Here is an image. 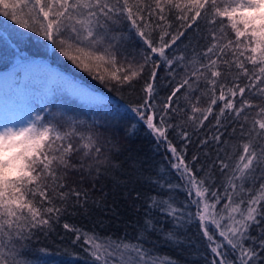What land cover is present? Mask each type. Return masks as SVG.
Masks as SVG:
<instances>
[{
    "label": "snow or ice",
    "instance_id": "snow-or-ice-1",
    "mask_svg": "<svg viewBox=\"0 0 264 264\" xmlns=\"http://www.w3.org/2000/svg\"><path fill=\"white\" fill-rule=\"evenodd\" d=\"M0 17L90 75L104 65L110 73L94 78L110 91L136 92L125 137L142 129L163 163L129 157L125 167L118 112L37 113L18 127L23 117L7 109L0 264H32L33 242L57 226L85 264H178L161 247L190 250L192 264H264V0H0ZM105 180L138 213L131 236L97 231V210L117 215ZM35 251L44 264L50 253Z\"/></svg>",
    "mask_w": 264,
    "mask_h": 264
},
{
    "label": "trees",
    "instance_id": "trees-1",
    "mask_svg": "<svg viewBox=\"0 0 264 264\" xmlns=\"http://www.w3.org/2000/svg\"><path fill=\"white\" fill-rule=\"evenodd\" d=\"M22 31L14 28L6 18L0 17V34L3 36L0 39V106L6 103L8 98H17L23 106L29 105L34 109L32 118L37 113L45 115L49 112L75 114L81 118H94L104 114L112 117L118 112L116 119L120 121V131L117 140L124 149L120 154V160L124 162L125 167L128 158L131 157L142 161L145 168L151 165L163 168L161 155L155 151L152 139L142 129L138 130L135 136L125 137L124 129L129 124L127 119L129 114L126 113L124 105H134L139 100L136 92L110 91L93 75L83 70H79L83 73H77L76 69L64 62L62 57L65 59L66 57L61 53L51 47L45 48L42 41L35 36L29 39L27 33L21 34ZM45 85L49 86V94L42 99L37 95V90ZM170 88V84L162 81L160 87L162 99L166 97ZM79 90L97 99L91 100L81 95ZM137 128L139 129V126ZM242 143L237 138L230 145L231 150L239 152ZM102 184L104 192L108 194L107 204L115 208L117 215L113 216L110 212L105 215L97 210L94 218L99 217L104 221V227L98 228L97 231L101 235H121L125 231L130 236L133 235V223L138 218V213L132 207V201L125 198L123 189L114 187L110 180H105ZM177 198L183 200L180 194ZM94 218L71 216L65 219L69 223L91 229L94 227ZM196 244L203 252V244L199 240H196ZM40 247L46 248L50 253L43 257L44 264H85L84 259L77 258L84 257L85 254L70 243V234L65 236V230L60 226H57L56 232L51 236L40 237L38 241L33 242V251L29 253L33 257L32 264H37L35 257L40 254L35 249ZM160 251L175 258L178 264H192V261L197 259L189 255L190 250L180 251L161 247Z\"/></svg>",
    "mask_w": 264,
    "mask_h": 264
},
{
    "label": "rangeland",
    "instance_id": "rangeland-1",
    "mask_svg": "<svg viewBox=\"0 0 264 264\" xmlns=\"http://www.w3.org/2000/svg\"><path fill=\"white\" fill-rule=\"evenodd\" d=\"M62 59L64 60V62L69 64L71 67L76 69L77 73H83V72L79 71V70H83L82 68L76 67V65L73 64L72 62L68 61L67 58L65 59L62 57ZM91 67H92V75L93 76H95L97 74L107 75L108 73H110V71L108 73H106V71L104 69V65H102V64L99 66L93 64ZM97 81H99V80L97 79ZM71 87L76 88L75 86H71ZM37 91H38L37 95L43 99V97H45L47 94H49V86L45 85V86L39 88ZM7 109H9L10 111H12L18 115H21L23 117V119L16 122V126H18V127L26 124L28 122V120L32 118L31 116H33L32 113L34 111V109L29 105L23 106L21 104V102H19V99H17V98L16 99L15 98L14 99L8 98L7 102L0 106V115H3Z\"/></svg>",
    "mask_w": 264,
    "mask_h": 264
}]
</instances>
